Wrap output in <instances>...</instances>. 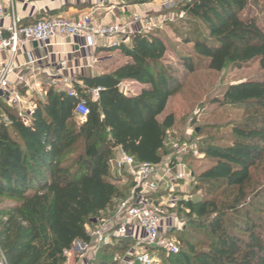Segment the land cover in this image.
I'll use <instances>...</instances> for the list:
<instances>
[{
  "label": "trees",
  "instance_id": "1",
  "mask_svg": "<svg viewBox=\"0 0 264 264\" xmlns=\"http://www.w3.org/2000/svg\"><path fill=\"white\" fill-rule=\"evenodd\" d=\"M182 10L205 31L189 23L179 33L194 52H178L187 72L194 71L197 58L214 71L257 63L261 74L224 89L222 101L246 117L230 124L228 144L197 146L210 161L197 175L203 185L197 188L211 196L178 202L191 229L175 235L177 252H156L165 264H264V181L254 175L264 167V0H187ZM116 49L123 63L74 85L89 107L84 120L76 117L78 99L66 90H44L28 123L0 103V253L5 264H62L63 251L73 241L89 239L86 226L110 216L132 186L117 184L116 148L136 162L163 161L166 134L175 123L171 112L158 119L177 84L164 64L169 47L155 30L134 33L129 45ZM123 80L142 85L140 92L121 91ZM96 87L101 88L98 97L91 100L88 91ZM130 245V239L119 238L100 247L87 264H115L113 256Z\"/></svg>",
  "mask_w": 264,
  "mask_h": 264
},
{
  "label": "built area",
  "instance_id": "2",
  "mask_svg": "<svg viewBox=\"0 0 264 264\" xmlns=\"http://www.w3.org/2000/svg\"><path fill=\"white\" fill-rule=\"evenodd\" d=\"M183 15L184 11H181L179 17ZM129 26L134 28L135 33H148L160 29L161 25L158 21L144 22L142 15L137 12L107 24L99 23L90 14H84L78 19L62 15L43 17L23 24L15 11L14 0H0V52L7 51L10 55L7 60L0 63V97L25 123H28L36 103L25 107L20 89L24 88L32 101L35 94L42 93L43 83L30 78L27 72L17 73L15 81H10L9 77L15 73L13 58L20 49L31 43L46 45L51 41L65 39H82L84 49L96 46L99 40H104L108 46L115 47L119 44L118 37L129 36ZM33 63L34 60L29 56L28 64ZM68 82L70 83L66 88L68 95L78 99L75 113L80 120H84L89 107L77 93L74 84ZM100 89L92 88L88 94L96 99ZM3 121L10 124L6 116L3 117ZM167 164L164 161L159 164L136 162L132 156L119 149L112 163V170L121 179L123 177L131 179L129 195L117 202L110 216L95 218L92 226H86L89 239L73 241L70 248L63 251L65 261L62 264H68L69 257L72 256L79 260L78 264H86L100 247L113 245L119 238L130 239L131 245L123 254L113 256L115 264H159L157 256L151 249L155 252L159 249L167 253L177 252V245L167 237L175 226L173 218L172 215H165L163 208L177 204L172 193L177 183L188 179L191 173L186 172L185 165L180 162L171 167ZM0 264L3 263L0 261Z\"/></svg>",
  "mask_w": 264,
  "mask_h": 264
},
{
  "label": "rangeland",
  "instance_id": "3",
  "mask_svg": "<svg viewBox=\"0 0 264 264\" xmlns=\"http://www.w3.org/2000/svg\"><path fill=\"white\" fill-rule=\"evenodd\" d=\"M115 1L119 5L145 3L143 12L146 11L147 14L142 16V20L144 22L147 20L160 22V29L156 30H160L169 47L164 56V64L170 66L173 74L177 77V84L173 85L175 91L169 97L164 112L158 116V119L161 120L165 114L171 112L175 117L173 128L168 130L166 134L164 148L166 154L163 161L168 163V167L180 162L185 165L186 172H189L190 169L195 172L194 178L190 176L188 179L177 183L172 193L176 197L177 204L163 208L165 215H172L175 230L174 232L170 231L167 237L176 244L175 235L182 233L186 235L191 229L184 222L187 210L180 208L178 202L187 200L197 202L202 198L211 196L206 194L204 188H197L203 186L198 183L197 175L203 168L210 165V161H207L204 155L198 151L197 146L228 144L230 124L246 117L240 108L227 105L222 101L223 91L228 84L260 76L261 72L257 63H250L241 68L227 66L221 71H214L207 68L203 60L197 58L194 59L196 62L194 71L187 72L181 65L183 57L179 56L178 52L185 56H194V52L191 44H183L179 33L183 32L189 23L197 25L198 30L205 33L201 23L189 17L185 12L182 17H179V13L183 11V5L187 0H172V2H168V0ZM174 29L177 30V35L173 32ZM128 30L129 36L118 37L119 44L115 47H109L116 50L120 45H129L130 38L135 31L130 26ZM124 60L123 55L115 52L110 59L105 61V69H114ZM141 88L142 85L135 81L123 80L119 84V89L127 94H137ZM88 97L91 100L94 99L89 94ZM76 117L80 120L77 115ZM254 175L255 181L257 179L264 181V167L259 168ZM130 183L131 179L123 177L117 184L126 187ZM130 189L129 187L128 190L130 191ZM183 229L185 230L181 232ZM203 234L204 232L200 234V237ZM153 253L157 256L159 264H165L162 260L163 257H160L155 251ZM0 258H3L1 253ZM78 262L79 260L75 256L69 257L68 264H78Z\"/></svg>",
  "mask_w": 264,
  "mask_h": 264
},
{
  "label": "crops",
  "instance_id": "4",
  "mask_svg": "<svg viewBox=\"0 0 264 264\" xmlns=\"http://www.w3.org/2000/svg\"><path fill=\"white\" fill-rule=\"evenodd\" d=\"M144 4L119 5L115 0H14L15 11L23 24L57 15L78 19L84 14H90L99 23L107 24L128 17L133 12L146 16L147 12H143ZM82 44V39L51 41L46 45L31 43L14 55L15 73L9 77L10 81H15L17 73L27 72L30 78L43 83L42 93L35 94L32 101L25 93V89H20L25 107L33 102L36 103L39 99L42 100L45 95L44 90L48 88L63 91L70 86L68 81L74 85L76 83L82 85L81 79L92 78L113 70L105 69V61L115 52H119L117 49L110 48L104 40H99L96 46L87 49L82 48ZM9 56L7 51H1L0 63ZM29 56L34 60L33 64H28ZM2 101L4 102L0 97V103ZM119 149H115V157Z\"/></svg>",
  "mask_w": 264,
  "mask_h": 264
},
{
  "label": "water",
  "instance_id": "5",
  "mask_svg": "<svg viewBox=\"0 0 264 264\" xmlns=\"http://www.w3.org/2000/svg\"><path fill=\"white\" fill-rule=\"evenodd\" d=\"M0 261H1L3 264H5V261H4L3 259H0Z\"/></svg>",
  "mask_w": 264,
  "mask_h": 264
}]
</instances>
